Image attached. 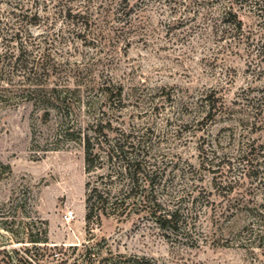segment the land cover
<instances>
[{"label":"rangeland","instance_id":"1","mask_svg":"<svg viewBox=\"0 0 264 264\" xmlns=\"http://www.w3.org/2000/svg\"><path fill=\"white\" fill-rule=\"evenodd\" d=\"M130 2L137 4L138 13L130 14L129 44L115 41L112 30L105 28L103 49L76 38L53 7L39 10L36 25L25 24L30 16L25 17L19 29L30 38L22 49L30 59L46 54L48 63H56L52 72L28 79L61 87H75L78 79L92 83L90 90L79 84L78 98L69 101V118L85 123L102 114L112 126L131 129L135 139L142 135L164 170L157 180L164 192L158 195L170 206L180 205L185 229L168 238L145 220L103 218L89 235L83 149L59 135L58 113L52 107L45 113L14 71L7 100L0 98V249H16L12 262L19 258V264H72L91 237L100 257L111 252L145 255L158 264H264V125L252 124L254 110L246 102L233 103L243 90L264 103V74L258 73L255 50L250 52L246 44L230 46L202 23L204 12L213 7L219 14L225 0H210L205 6L202 0ZM252 6L248 2L238 9L239 17L259 36L264 21ZM8 11L0 1V49L17 53L18 44L1 43L3 34L16 30L5 20L17 24L20 17ZM96 33L98 29L91 30L90 36ZM105 80L121 91V100L101 95L97 86ZM210 91L232 110L203 119L204 96ZM86 100L89 106L82 103ZM247 143L259 153L261 178L237 171L239 158L234 157ZM230 157L229 169L223 161ZM232 180L238 182L219 194L220 183ZM226 204L232 206L222 212ZM40 230L47 243L22 238Z\"/></svg>","mask_w":264,"mask_h":264},{"label":"trees","instance_id":"2","mask_svg":"<svg viewBox=\"0 0 264 264\" xmlns=\"http://www.w3.org/2000/svg\"><path fill=\"white\" fill-rule=\"evenodd\" d=\"M0 1L8 5V14L20 16L19 20L17 19V24L16 20H5V25L9 24L13 26L9 27L10 29L15 28L16 30L1 36V43L7 44L6 46L10 43H16L19 47L17 53L6 48L0 49V98H5L6 92L10 89L9 86L12 84L11 77L14 76V71H18L23 78L22 81L27 82L26 90L33 95L34 102L40 104L45 113H48L51 107L58 113L59 135L65 139L77 141L81 145L84 167L88 175L85 182L84 220L89 235H93L92 226H100L103 218H113L121 222L131 220L134 223L145 220L151 226L158 228L165 237L169 238L171 235L180 234V229H185L183 226L186 220L184 217L182 218L179 212L180 205L170 206L158 195L159 191L164 192V184L157 182L164 170L159 169L155 159L152 158L150 148L146 145L144 138L141 137L142 135L135 139L131 129L112 126L111 120L103 117L102 114L85 123L72 121V117L69 118V115L72 114L69 101H72L73 104V98H78L76 94L80 91L79 84L82 82L85 90L92 89L94 85L89 81L78 79L77 82L80 83L75 87L69 85L61 87L55 83L48 86L47 84L42 85L34 79H28L30 76L39 75L40 77L53 70L56 63H48L47 60L50 58L46 57V54L39 55V57L33 56L30 59V54L22 49V45L27 43L30 35L21 34L20 23L24 22L25 17L30 16L25 24H38L40 20L39 10H47L48 7H53L54 13L61 16L67 26H71L75 30L76 38L80 37L93 45L95 42L99 43L101 49H103V43L100 40L105 43L106 39L105 28L112 30L115 41H127L126 34L133 28L130 14L131 12L138 13L137 4L131 3L130 0H31L29 4L28 0ZM209 1L202 0L200 3L205 6ZM248 2H252L253 12L259 17L262 16L264 21V0H225L219 14L216 15L211 10L213 7H211L204 12L201 20L206 26H210V32L219 40H228L230 46L246 44L251 47L250 52L254 49L255 57L260 64L258 73L264 74V33L255 36L251 26H245L239 17L238 9L243 8ZM110 15L112 16L111 22H109ZM54 21L51 20L49 23L54 24ZM94 29H98L96 37L90 36L91 30ZM128 44L127 41L125 45ZM6 68L7 72L5 71ZM97 88L105 99L116 96L121 100V91H114V85L110 81L101 82ZM214 94L213 91H210L204 96L207 111L203 119L214 117L219 112L232 110L222 98ZM238 98L233 101L234 104L244 101L250 105V108H253L252 124L263 123L264 125V116H259L264 110V103L255 102L244 93V90ZM76 100L79 101L80 99ZM90 102L86 100L82 103L89 106ZM257 119L261 121H257ZM258 122L261 123L257 124ZM255 151L254 145L247 143L244 149H240L234 157L239 158L240 166L237 167V171L241 176L261 178L257 169L259 153H255ZM231 158L223 161L229 169V165L232 164ZM204 162L202 159L201 164ZM211 170L215 171L214 167ZM159 174L161 175L159 176ZM235 182L238 180L228 181L223 185L220 183L219 189L217 187L216 189H218L219 194H224L233 188ZM216 184L214 182V186ZM193 199L187 211L189 214ZM230 206L232 205H224L222 212L229 210ZM22 238H26L29 240L28 242L32 243H47L41 230L35 233L30 231ZM91 239L90 237L86 243H82L80 249L77 248V245L74 246V249H78L79 252L77 257L73 258L72 264H158L155 259L138 254H113L109 252L100 257L98 255L100 247L97 242H91ZM0 253V264L20 263L19 258H15L18 263L12 262L11 255L17 253L16 249L9 251L3 248L0 249Z\"/></svg>","mask_w":264,"mask_h":264}]
</instances>
